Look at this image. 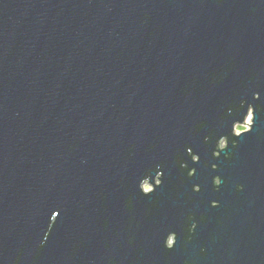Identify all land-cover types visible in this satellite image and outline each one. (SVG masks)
<instances>
[{"label":"water","instance_id":"water-1","mask_svg":"<svg viewBox=\"0 0 264 264\" xmlns=\"http://www.w3.org/2000/svg\"><path fill=\"white\" fill-rule=\"evenodd\" d=\"M0 264H264V0H0Z\"/></svg>","mask_w":264,"mask_h":264},{"label":"rangeland","instance_id":"rangeland-1","mask_svg":"<svg viewBox=\"0 0 264 264\" xmlns=\"http://www.w3.org/2000/svg\"><path fill=\"white\" fill-rule=\"evenodd\" d=\"M251 116L249 115L242 124L236 126V132H241L249 127ZM144 190H149L151 187L148 184L143 185Z\"/></svg>","mask_w":264,"mask_h":264}]
</instances>
